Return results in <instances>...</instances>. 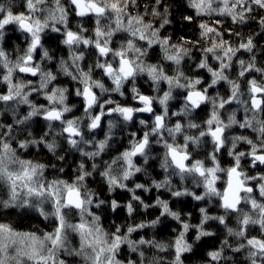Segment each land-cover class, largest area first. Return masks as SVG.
<instances>
[{"label": "snow or ice", "instance_id": "6c2138e0", "mask_svg": "<svg viewBox=\"0 0 264 264\" xmlns=\"http://www.w3.org/2000/svg\"><path fill=\"white\" fill-rule=\"evenodd\" d=\"M73 6L75 15L79 18L95 17L94 35L85 36L87 29L82 24L78 25V30L73 31L69 27V9L61 0H54V7L46 8V0H26V12L14 13L11 6L0 3V40L5 36V29L9 25H15L17 30L25 34L27 43L21 55L10 60L9 54L0 47V69L3 75L0 81L7 85V91L0 93V102H3V111H10L13 123L0 124V185L8 189V199L0 200L3 208L29 207L35 208L40 215L46 219L49 216L55 218L56 227L52 232H45L39 236L34 232H17L10 225L0 223V264H66L65 259L60 258V254L80 257L83 264H124L120 260L119 254L122 246L127 245L133 253H139V261L129 259L127 264H166L159 257L149 260L142 250L144 246L155 248L157 252H165L169 249L174 251V258L167 264H183L182 256L191 252L193 244L186 240V234L190 228H195L197 235L195 240L201 237L211 236L212 232L205 230V224L209 220L218 221L223 225L229 237L239 238L241 243L238 247L232 248L229 240L225 238L221 242V247L207 253L212 264H219L224 258V248H231L235 253L246 251L248 264H264V202L258 201L253 193L254 187L251 182H256L255 189L259 196L264 198V173L258 172L256 175H249L242 167V161L247 160L249 167L255 169L264 167V119H257V113H264V80L257 81L255 78L248 81V101L240 100V84L229 79L225 74L231 68L233 57L241 50L252 52L254 48L253 39L249 36L246 42H241L238 47H233L222 34L208 23L201 22V37L211 40V46L202 49L204 58L196 65L197 69L207 70L211 75L210 83L206 86L202 78H191L186 76L180 65L185 57L189 55V49L184 45L190 43L181 37L183 43L173 44L171 37H161L160 30L170 23L167 18L163 19L159 28L150 22H145L142 15H132L128 9L136 4V0H69ZM159 5L161 0H155ZM221 5L216 7L214 5ZM252 5L264 9V0H188V7L195 10L196 16L211 15L213 13L221 16H230L233 23H244L252 12ZM168 9L165 8V14ZM153 16L160 13L153 7ZM185 20H193L192 16H185ZM107 21V23H104ZM219 23V21H216ZM260 24L264 27V17L260 18ZM61 33L63 39L61 43L68 47L70 51L71 65L67 61L61 60L60 71L77 81L80 87L75 91L77 97H81L84 106V116L66 119L65 114L70 113L72 108L66 104L68 92L67 88L51 87L56 80V75L52 71H45L41 64L34 61V53L38 49H43L42 38L46 30ZM126 33V39L122 41L118 48H113L114 37L117 33ZM239 35V33H236ZM145 42L146 47L139 42ZM94 48L97 60L94 65H90L85 71L80 67L79 62L84 59L83 52L73 51L80 46ZM153 46H159L162 53V60L171 62L176 66L172 75H169L162 63H148L149 50ZM222 53L219 54L218 53ZM208 54L211 58L219 62L218 69H214L208 63ZM112 59L109 60L108 57ZM103 58V59H102ZM51 60L47 49H43L41 60ZM240 65L239 76L244 77L246 73L255 70L264 74V69L256 68L253 60L245 63L238 61ZM74 69V71L70 70ZM101 70L103 77L111 81L112 87H106L102 80L93 79V71ZM17 74H28L32 77H39L38 84L31 80L24 81L16 79ZM146 75L151 81L153 91L158 93L154 96L144 95L135 86L136 79ZM221 81L230 85L231 94L224 99L219 94L210 96L209 89L216 86ZM132 82L130 89L132 100L137 101L141 107L122 106L112 99L104 100L100 103V96L95 89H99L100 94L118 93L124 96L122 89L126 83ZM167 85L162 95H159L161 84ZM181 89L184 92L183 105L178 112H172V116L187 117L191 112L201 108L202 105L211 104L212 110L209 118L204 122V130H200L202 125L193 123L182 124L179 120L169 127L167 120L169 117V101L174 99L173 91ZM43 94L47 104L37 105L30 100L32 94ZM237 101L245 105V112L252 111L253 117L247 116L243 122L237 121L235 114H229L227 123L220 118V109L225 105ZM159 104L162 112L157 114L154 104ZM115 104V107H107ZM27 105L29 110L25 115L19 114V106ZM98 107L99 113L93 115V109ZM118 114L123 121L130 122L136 113H149L153 116L150 131H145L143 136L130 141L129 147L114 157L110 162L104 163V170L99 174L106 182L109 192L115 189H123L131 192L132 201H143L135 195L133 188H129L126 181H129L136 173L143 169L134 162V158L143 157L145 163L148 161L147 150L151 144V137H157L156 143L161 144L165 149L161 159L160 167L166 173L162 181H152V187L156 189H167L172 197L190 196L196 201L217 197L220 207L225 215L210 216L205 208H200L201 220L198 225H190L184 222L177 211L169 207L166 200L157 197L155 206L161 208L160 216L147 223H139L127 227L126 232H122L120 226H116L114 232H107L100 224L101 217L92 211V207L100 208L105 204L104 200H97L96 194L87 188L84 183L86 178L93 173L86 170L85 163L81 161L78 165L79 174L75 180L69 183L65 180L47 181L43 179L45 165L34 163L31 160L22 159L17 153L19 149H28L30 146L43 145L49 152L55 154L58 147L53 139L49 142L46 137L52 131L53 122H59V130L56 136L66 139L70 149L80 152L82 157H87L94 161L101 156V153L108 147L111 139L110 134L99 141L85 139L82 121L87 118V131L91 132L100 127L102 117L105 115ZM34 117H40L48 122V132H45L39 139L25 138L17 140L15 133L17 130L22 134L29 126V121ZM255 121V123H254ZM141 125H146L145 120H140ZM238 124L240 128H252L257 133V139L252 140L246 136L231 137V147L228 149V156L232 157L233 163L227 168H223L217 158V154L225 147L227 130ZM258 125V127H257ZM114 127L109 121V133ZM186 129L199 130L198 135L186 134ZM167 133L171 142L165 137ZM183 136V143L176 142L177 136ZM32 137V133H27ZM210 137L212 151L208 153L206 160L193 159L190 151L191 146L199 147L202 138ZM13 141L16 147H13ZM239 143H246L248 151H236ZM81 144L91 145L95 150L85 151ZM59 159L63 160L61 156ZM208 161L211 162L209 166ZM118 166V167H117ZM98 165L92 163L93 171ZM63 171V169H60ZM225 174L227 179L223 191H220L216 184L221 180V175ZM170 175H178L183 180L187 175H192L197 187L202 186V194H196L188 188L173 190ZM135 189L147 191L144 184H135ZM22 201V203H20ZM132 201L123 207L129 215L134 212ZM51 204L52 211L46 212L43 204ZM250 205L249 211H243L241 204ZM145 208L150 205L143 204ZM110 207L113 211L122 207L118 201L112 200ZM76 210L79 214V222L71 223L67 219L68 213ZM237 215V227H229L226 223L228 213ZM169 216L181 225L178 235L170 243H161L155 239H146L143 236L139 240L131 239V234L140 229L154 227L160 222V217ZM249 225H258L261 236L247 235ZM69 232L79 236V247H71L68 239Z\"/></svg>", "mask_w": 264, "mask_h": 264}, {"label": "trees", "instance_id": "16d2710c", "mask_svg": "<svg viewBox=\"0 0 264 264\" xmlns=\"http://www.w3.org/2000/svg\"><path fill=\"white\" fill-rule=\"evenodd\" d=\"M66 8L69 9V27L73 29L74 31L78 30V25L82 24L85 29H87V32H85V36L87 37H92L94 35V28H95V17H85V18H79L75 15V12L73 10V6L70 5L69 0H66L65 2ZM69 6V7H68ZM216 7H219L221 5L217 4L214 5ZM153 7L156 8V10L160 13L159 16H153L152 15V10ZM165 8L168 9L167 14H165ZM12 11H18L17 8H12ZM128 11L132 15H142L144 17L145 22H150L152 25L156 28H159L160 24L163 22L164 18H167L170 20V23L165 25L163 29L160 30V36L161 37H171V42L173 44L177 43H183L181 41V37H183L185 40L189 41L190 43L185 44L184 46L189 49V55L184 58L182 61L180 68L181 70L185 73L186 76H189L191 78H202L203 81L205 82L204 85L206 86L207 83H210L211 76L209 75L210 73L207 72V70H201L197 69L196 65L200 62L202 58H204V53L202 52L203 48L210 47L211 46V40L207 38L201 37V29L199 27L201 22L208 23L210 26L215 27L221 34L224 40H227L233 47H238L241 42H246L247 38L249 36L252 37L253 39V44L254 48L252 52H247L245 50H241L236 54L235 57H233V62L232 66L230 69L226 71V75L229 77L231 80H235L240 84V92L241 94L247 98L248 96V81L251 79H256L257 81H262L264 80V74L261 72H256L255 70H252L248 73L245 74L244 77H240L239 71H240V65L238 61L244 60L245 63L253 60L254 57V63L256 68L264 69V27L261 26L260 24V18L264 17V9L259 8L258 6L252 5V12L246 14L248 18L244 23H233L232 19L230 16H221L217 15L215 13L211 15H201V16H196L195 10L191 9L188 7V0H161V3L157 5L155 3V0H136V4L134 6H130ZM185 16H192L193 20L188 21L185 20ZM216 21H219V23H216ZM104 23H107V21H104ZM11 36H6L5 40L2 43V47L6 49L5 52L9 54L17 56L21 55L24 51L23 48H17L16 45L14 46L17 48L15 50V53L12 52L10 48L11 42H14V39L19 38V34H16L15 32H10ZM16 34L12 36V34ZM236 33H239V35H236ZM9 34V33H8ZM60 34V35H58ZM48 38L44 40V47L49 51V55L52 57L53 64L51 63L50 68H48V71H52L53 74L58 75L60 70H56L58 68V60H64L65 61V50L63 49V46L60 45L59 42L62 40V34L61 33H56V32H50ZM60 36V37H59ZM127 34L126 33H117L116 36L114 37L112 47L116 46L117 48L119 47L120 43L126 39ZM19 40V39H18ZM58 41V43H57ZM116 43V45H114ZM141 45H144L146 47V44L141 41L139 42ZM62 44V43H61ZM78 52H83L84 53V59L82 60L83 64L85 65L86 71L88 70V67L91 64H95L97 60V54L94 48H85L82 47ZM219 53V50H218ZM222 54V53H219ZM11 56L9 55V59ZM13 58V57H12ZM10 60H13V59ZM159 58H162V53L159 48V46H153L152 49L149 50V55L146 58L148 63L149 60L150 62L154 63H162L164 67H166V61L160 62ZM103 59V58H102ZM208 63L210 66H212L214 69H218L219 67V62L211 58V54H208ZM58 64V65H57ZM172 66V71L173 69L176 68L174 64L170 62ZM44 66V65H43ZM44 68V67H43ZM45 70V69H44ZM72 70V68H70ZM97 74H95L99 80H102L105 83L106 87H112L111 81H109L106 77H103L102 71L97 70ZM1 72H3L2 69H0V77ZM168 72H171V70H168ZM57 73V74H56ZM93 75V74H92ZM208 75L210 76L208 78ZM102 77V78H100ZM145 77H147L145 75ZM19 78H22L19 76ZM58 79H63L62 83H56L58 82ZM142 79H145L143 76L138 77L135 81V86L140 90L141 93L147 94L149 96H154L153 91L149 88L146 87V83L142 81ZM146 80V79H145ZM33 81V80H31ZM55 85L58 84V86H66V81L65 77L59 78L57 77L56 80L54 81ZM3 82L0 81V93L4 92V87H3ZM53 84V83H52ZM133 87L132 82L126 83L122 91L124 92V98L119 97L118 93H105V96L113 95L111 98L112 100L115 97V101L122 106H135V102L132 99V93L129 91ZM70 92L72 93L74 90L71 87ZM67 89L69 90V88ZM50 89V88H49ZM210 96H216L219 94L220 97H223L224 99H227V97L231 94L230 92V85L227 82L221 81L218 83L216 86L213 88L209 89ZM71 95V94H70ZM183 95L184 92L181 89H175L173 91V97L174 99L170 102L169 104V110H175L179 109L183 105ZM71 98L74 96L71 95ZM243 97V99H244ZM122 98V99H121ZM177 102V104H176ZM66 104L69 106V103L66 100ZM72 104V103H70ZM175 104L177 105L176 108ZM155 111L157 109L156 104H154ZM244 109H241V111H245V105H242ZM249 106V105H248ZM250 108V107H249ZM212 110V105L207 104V105H202L201 108L191 112V117L183 121L181 120L180 122L182 124H187L189 120H191L193 123H197L202 125V128L200 130L204 129V122L207 119V116L210 115ZM221 111L228 112L229 114L234 113L235 118L239 122H243L245 120V117L247 116H253L252 111L248 112H240L237 109H234L232 104H227L223 109H220ZM0 124H10L13 123V117H9L8 115L3 111V106L0 104ZM252 113V114H250ZM19 114L20 115H25L26 110L21 108L19 109ZM229 116V115H228ZM112 122V120H110ZM148 124H150V120H145ZM177 121H175L176 123ZM29 123L28 128L21 134L19 130L15 133L17 139L21 138H36L39 139L41 136H43V132L41 130V127L39 124L36 123V120H32ZM119 124L115 125L113 127L114 133L111 135V140L112 142L110 148L105 149V151L101 154H104L103 156L106 157L108 153L114 152V150H118L117 148L120 145H117L118 141L121 139H124L123 137L129 135L130 137L132 136V133H136L135 139H139L140 135L144 134V130L147 129L150 131V127L146 126V128L143 130L141 127H137L134 125L130 126L128 131H125L126 128H124V123L122 124L121 122H118ZM174 123V124H175ZM122 124V125H121ZM171 124V123H170ZM170 124L168 123V126L170 127ZM173 126V124L171 125ZM238 130L235 131L234 135L232 136H250V133H246V128H238ZM186 134L189 135H198L199 130L197 129H186ZM31 132L32 137H28L27 133ZM127 132V133H126ZM126 133V134H125ZM101 134L98 133L95 137L98 139V136ZM118 136H121L122 138L118 139ZM168 138L169 142H171L170 137L168 135L165 136ZM179 137H182V135H178L177 139ZM134 139V137L132 136ZM47 139V137H46ZM60 139H63L62 137H57L56 142H57V149L56 153L53 154L49 152L48 150H45L46 148L41 144L39 146L33 145L30 146L28 149V152L33 148L32 154L36 155H43V159H41V162L43 165H45L44 168V173L45 175L50 174L53 172L52 176L57 175L55 173L56 169H63L62 174L68 176V179H73L76 178L75 176L77 175H70L67 173V170L74 169L73 171L77 172L78 171V165L80 164V161L83 162H89L86 161L88 158L87 157H82L80 153L78 154H70L68 153L67 150L64 149V144L59 141ZM132 139V140H133ZM202 142L199 145V148L202 147V149H206L208 153L212 151V148L209 146L211 144V140L209 137L207 138H202ZM50 142L53 139H49ZM151 144L150 150H152L154 147H152L153 143V137L150 138ZM116 142V143H115ZM177 142V141H176ZM179 143V142H177ZM160 149L164 147L162 146V143L159 144ZM112 146H115V148H112ZM35 147V149H34ZM45 148V149H44ZM149 150V151H150ZM165 150V149H164ZM200 150V149H199ZM48 151V152H46ZM192 153V158L195 159L197 156L199 158L204 159L208 157V153L206 155H202V150L199 152H196V150H190ZM46 153V154H43ZM66 152L68 154H66ZM224 152H227V149H222L220 153H218L217 158L223 168H226L227 165L229 164L228 157L224 155ZM61 155L64 157L63 160L58 159V155ZM152 154L151 158L147 161V163L141 165L140 167L143 169L140 173H137L135 177L132 179L131 182H126L128 186L133 187L134 184L140 183L144 184L145 188L148 190L145 191L143 189H136L135 195L140 197V200L143 201V204L150 205V207L145 208L143 204L140 203V201H132V199H127L128 197L121 191L115 189L112 192H109L108 186L106 182L99 177V170L93 171L92 167L91 168H86L87 171L92 172L93 174L89 177L86 178L85 184L87 186L88 183H91V185H88L87 188L90 189L92 192L96 194L97 200H104L105 204L102 205L100 208H95L92 207V211L99 215L101 217L100 224L105 229L107 232H113L116 228V226H120L122 228V232L127 231V227L130 225L134 224H139V223H147L152 220H155L158 216H160L161 208L158 206H155V201L157 197H159L162 200H166L169 203V207L173 211H177L180 213L181 218L184 222L189 223L190 225H198L202 216L199 211L200 208H205L207 210V214L210 216H219L220 213L222 214L221 210L217 208V211L213 208L216 207L215 205L210 206L205 204V200L201 201H196L190 196H184V197H172L171 193L167 189H156L152 187V181H162L165 178L166 173L164 170L160 167L161 164V159L163 157V154ZM205 154V153H204ZM197 155V156H196ZM32 158H34L31 155ZM46 157V158H45ZM48 157L52 158V162H49L47 159ZM101 158V160L95 159L94 161H91L93 163H96L97 165H101L104 167V159ZM228 161V162H227ZM47 165V166H46ZM92 165V164H91ZM88 167V166H87ZM52 174V173H51ZM51 177V176H50ZM66 179V178H65ZM171 179V186L173 190H178L182 188H188L190 187V183L188 182L189 179L184 178L181 180V178L178 175H170ZM89 181V182H88ZM190 190V189H189ZM192 192L193 189L191 188ZM112 193V194H110ZM1 194V191H0ZM127 197V198H125ZM112 200H116L119 202L122 207L116 209L113 211L110 207V203ZM129 201H132L133 207H134V212L129 215L126 211V208L123 207L124 205H127ZM14 209V210H13ZM22 210L15 209V208H3L0 206V223L8 224L10 225L13 229H15L17 232L21 231H26V232H33L35 228H38V223L40 220L36 216L28 215L25 214L24 212H20ZM154 211H157L154 215ZM152 215V216H151ZM234 215V214H233ZM231 215L230 217H232ZM234 222L236 223L237 219L233 216ZM236 219V220H235ZM227 222H230V219ZM37 226V227H36ZM233 226V225H232ZM230 225V227H232ZM205 230L210 231L213 233L211 236H205L201 237L199 241L195 240V237L197 235V232L195 228H190L189 232L186 234V240L189 243L193 244V249L191 252L185 253L182 256L183 264H212L210 262V258L208 257L207 253L209 251L217 250L221 247V242L227 238L229 240V243L231 244L232 248L238 247L239 243L243 242L240 241L239 239H236V237H229L227 235V231L223 225H221L218 221L215 220H209L205 224ZM181 230V225L179 222L176 220L172 219L169 216H163L160 217V222L155 225L154 227H148L144 229H140L135 233L131 234V239L133 240H139L140 237H144L146 239H155L158 242L161 243H170L175 239V237L178 235V232ZM247 235L249 237L252 236H259L256 233V229L254 227H248ZM236 239V241L234 240ZM142 250L145 252L146 257L151 260L154 256L162 258L166 264L173 255V250L169 249L165 252H157L155 248H148L147 246H144ZM121 256L125 261H128L129 259L134 260V261H139V253H133L131 252L126 246L122 247L121 250ZM223 256L225 259L221 260L219 264H248L246 260V251L242 250L239 253H235L231 250V248H224L223 251Z\"/></svg>", "mask_w": 264, "mask_h": 264}, {"label": "rangeland", "instance_id": "374dc122", "mask_svg": "<svg viewBox=\"0 0 264 264\" xmlns=\"http://www.w3.org/2000/svg\"><path fill=\"white\" fill-rule=\"evenodd\" d=\"M65 2H66V0H61V3L66 7V5H65ZM0 3H5V5L6 6H11V8H17L18 9V11L16 10V11H13L14 13H21V12H26L27 11V9H26V7H25V3H26V0H0ZM55 5H54V0H46V4H45V7L46 8H52V7H54ZM69 7V6H68ZM13 10V9H12ZM73 30V29H72ZM12 31H14V32H16V33H18V32H20V31H18L17 30V27L15 26V25H9V26H7L6 27V29H5V36H4V38H3V40H0V47H2V43H3V41L5 40V37L6 36H11V33L10 32H12ZM74 31V30H73ZM51 32V30L49 29V30H46V32L44 33V35L43 36H45V35H47V34H49ZM9 33V34H8ZM14 35H16V34H12V36H14ZM62 39H63V37H61ZM57 43H58V41H57ZM60 43V45L61 46H63V49L65 50V45H63V44H61V42H59ZM145 43V42H144ZM114 45H116V43L114 44ZM83 46L81 45L79 48H76V49H74L73 51H76V52H78L81 48H82ZM3 48V47H2ZM113 48H117L116 46H113ZM24 49H25V47H24ZM43 49H46L44 46H43ZM43 49H38L37 50V52L36 53H34V54H37L36 56V60H35V62H38V63H40L41 64V67L43 68V69H45V71H48V68H50V66H51V63L53 64V61L54 60H47V59H45V60H41V56H42V54H43ZM9 55L11 56V58L13 59V61L16 59V57L18 56H14V55H11L10 54V52H9ZM69 57H70V51H69V49H68V47L66 46V61L68 62V64L69 65H71V60L69 59ZM10 58V59H11ZM108 59L109 60H111L112 59V57L111 56H109L108 57ZM159 61L160 62H162V58L160 59L159 58ZM60 62V60H58V63ZM148 62V61H147ZM149 63H152V62H150V60H149ZM155 63H158V62H155ZM79 64H80V67L82 68V69H84L85 71H86V69H85V63L83 64V62L82 61H80L79 62ZM152 64H154V63H152ZM166 64H168V65H166V67H165V70L167 71V73L169 74V75H172L173 74V72H174V69H173V71H172V66L171 65H169L170 64V62H167L166 61ZM44 65V66H43ZM58 65V64H57ZM56 70H60L59 69V65H58V68L56 69ZM168 70H171V72H168ZM72 71H74V69H72ZM57 72H59L58 73V75H57V77H59V78H64L65 77V79H66V75H64L61 71H57ZM57 74V73H56ZM3 75V72H1V76ZM210 75V74H209ZM208 75V78L211 76H209ZM144 77L145 79H142V81H143V83L145 82L146 83V87L147 88H149V89H151L152 91H153V86H152V83H151V81L148 79V77H145V75H141V76H139V77ZM56 77V78H57ZM68 78H70V80H71V83L70 84H68V86H71L72 85V88H73V92L71 93V95H75V91H76V89L78 88V86L77 85H79L78 84V82L77 81H74V80H72V78L70 77V76H67ZM16 79H20V78H16ZM21 79H23L24 81H28V79L26 78V77H24V78H21ZM93 79H95V78H93ZM58 82H56V83H62V81H63V79H58L57 80ZM66 81V80H65ZM110 81V80H109ZM34 84H38V82H39V77L37 76V77H35V79H33V81H32ZM55 82L53 81V84H51L50 85V87L49 88H51V87H56L58 84H54ZM3 84V87H4V92H6L7 91V85L5 84V83H2ZM67 86V85H66ZM58 87H63V88H67V87H65V86H58ZM160 88H161V90H160V92H159V95H162V93H163V91L164 90H167V85L166 84H161V86H160ZM130 89H131V86H130ZM130 89H129V91H130ZM50 90V89H49ZM97 90H99V89H97ZM100 92V91H99ZM68 93V92H67ZM241 93V92H240ZM153 94L154 95H157L158 93H156V92H154L153 91ZM70 95V96H71ZM119 97H122V98H124L125 96H120L119 95ZM243 95L241 94L240 95V100H245V101H248V104H249V96H247V98H245L244 97V99H243ZM30 100L33 102V103H35V104H37V105H42V104H47V101L44 99V96H43V94L41 93L40 95H36V94H32L30 97ZM121 98V99H122ZM101 101H102V103H103V101L104 100H107V98L104 96V98H102L101 97ZM132 100V99H131ZM173 100V99H172ZM172 100H170L169 101V104H170V102L172 101ZM134 102H136V101H134ZM0 104H2V106H3V108H4V105H3V102H0ZM176 104H177V102H176ZM175 104V107L174 108H176L177 107V105ZM232 106L234 107V109H237V110H239L240 112H245V111H241V109H244V107L242 106L243 104L242 103H239V102H237V101H233L232 103ZM72 104H69V107H71L72 108V111H73V113L72 114H69V113H66L65 114V118L66 119H72V118H75V117H83L84 116V112L83 111H81V110H78V109H76L75 111H74V107L75 106H73ZM132 107H135V106H133V105H131ZM142 105H140V106H138V107H141ZM169 106V105H168ZM115 107V106H114ZM156 107H157V111H158V113H160V112H162V108H161V106L157 103L156 104ZM21 108H23V109H25L26 110V113H27V111L29 110V108H28V106L27 105H20L19 106V109H21ZM180 110V108L179 109H175V110H169V117H168V119H170V122H169V124H170V127H171V125L173 124L174 125V123H175V121H177V120H179V121H181V120H183V121H186V120H188L190 117H191V114L189 115V116H187V117H177L176 118V116H172L171 115V113L172 112H178ZM71 111V112H72ZM7 115H8V118L9 117H11L12 116V114H11V112L10 111H4ZM70 112V113H71ZM1 113V112H0ZM137 114V113H136ZM250 114H252V113H250ZM259 114V115H258ZM228 115H229V113L228 112H223V111H221L220 112V118L225 122V123H227V120H228ZM254 115V114H253ZM209 116L210 115H208L207 116V119L209 118ZM259 116V117H258ZM138 117L139 116H137V115H134V119L132 120V121H130V122H125V121H123V119H122V117H120L118 114H115V113H113V115H111V116H109V119H106V120H104L103 121V123H102V130L100 129H98V131L97 132H95V133H93V134H91L90 132H88L87 131V127H86V124H87V122H88V120H87V118L85 117V119L81 122L82 123V125H83V129L85 130V139H90V140H96V141H99V140H102V139H104L105 138V136H106V134H110V136L111 135H113V133H114V130H113V128L111 129V132L109 133V121L110 120H112V123H113V125H114V127H115V125H117V124H119L118 122H121L122 124L124 123V128H126L125 129V131H128V129H130L129 127L130 126H133L134 127V125L135 126H137V127H141V129H145L146 128V126L147 125H141L140 124V119H138ZM253 117V116H252ZM252 117L250 116H248V118L249 119H252ZM37 118H39V117H34V118H32V120L33 119H37ZM256 118L257 119H264V113H257L256 114ZM206 119V120H207ZM31 120V121H32ZM41 120V119H40ZM169 121V120H168ZM30 122V121H29ZM39 123V125H40V127H41V130H42V132H43V134L45 133V132H48L49 131V129H48V122L47 121H45V120H43V121H38ZM148 122H146V124H147ZM254 123H255V121H254ZM54 124H56V125H58L57 123H54ZM121 124V125H122ZM59 127L60 126H54L53 127V129H52V131L49 133V135L47 136V140L50 142V140L49 139H57V137H59V136H56L55 135V133L59 130ZM257 127H258V125H257ZM237 128H240L239 127V125L238 124H236V125H233L231 128H229L228 130H227V137H228V140L226 141V145H225V147L227 148V152L225 153L224 152V155L225 156H227L228 157V161H229V164L227 165V167H229V166H231L232 165V163H233V159H232V157H230V156H228V149L231 147V137H233L232 135H234V133H233V131L235 130V129H237ZM247 129V131H248V133H252L251 134V137H248L249 139H252V140H256L257 139V133L256 132H254L253 131V129L252 128H246ZM204 130V129H203ZM144 131H148L147 129H145ZM101 132V134L98 136V139L95 137L98 133H100ZM127 133V132H126ZM125 133V134H126ZM199 134V133H198ZM165 136L167 135V133H165L164 134ZM141 137L143 136V135H140ZM140 137V138H141ZM247 137V136H246ZM119 138H122L121 136H118V139ZM124 139H121L120 141H118V143H117V145H120L117 149L118 150H114V152H112V153H108V154H106L107 156L106 157H104L103 155L104 154H101V156H99V157H97V158H95V159H98V160H101V158H105L104 159V163L106 162V161H111L114 157H116V156H118L121 152H123L126 148H128L129 147V143H130V141L133 139L132 138V136L130 137L129 135H127V136H125V137H123ZM210 138V137H209ZM156 139H157V137H153V143H152V147H154L152 150H150L151 148H148V150H147V155H148V157L149 158H151V156H153L152 154H149V153H153V154H156V155H158V153L159 154H162V153H164L165 152V150L163 149V148H161L160 149V145L159 144H157L156 143ZM17 140H22V138H21V136H20V138H18ZM203 140V139H202ZM211 140V139H210ZM59 141H61L64 145V149L65 150H67L68 151V153H70V154H72V153H74V154H78V153H80V152H78V151H76V150H73V149H70L69 148V146H68V144H67V142H66V139L65 138H63V139H60ZM177 142H179V144H182L183 143V136L182 137H179L177 140H176ZM112 142H114L113 140H111V141H109L108 142V147L106 148V149H108V148H110V146H111V144H112ZM116 143V142H115ZM239 146L240 147H242V149L244 148V151H248L249 150V146L246 144V143H239V145L237 146V148H236V151H243V150H240V148H239ZM13 147H16V142L15 141H13ZM36 147V146H35ZM35 147H34V149H35ZM80 147L81 148H83L85 151H93V150H95L94 149V147L93 146H91V145H84V144H81L80 145ZM150 147V146H149ZM210 148H212V145H210L209 146ZM112 148H115V146H112ZM45 149V148H44ZM194 149V151L196 150V152H199V151H201L202 150V155H206V153H208L207 151H206V149H202V147L201 148H199V147H196V146H191V148H190V150H193ZM200 149V150H199ZM33 150V148H31V150L28 152V150H26V149H19L18 150V155L22 158V159H24V160H31V161H33L34 163H40V164H43L42 162H41V159H43V155L41 156V155H34V154H32V151ZM45 150H47V148L45 149ZM150 150V151H149ZM46 152H48V151H46ZM52 153V152H51ZM56 153V152H55ZM67 152H66V154H68ZM205 153V154H204ZM43 154H46V153H44L43 152ZM31 155L34 157V158H32L31 157ZM58 155V154H57ZM197 156V155H196ZM217 156H219V155H217ZM59 157H61V155H58V159H59ZM46 158V157H45ZM149 158H148V160H149ZM195 159H200V160H206L207 159V157L204 159V157L203 158H199L198 156L195 158ZM49 162H52V158L51 157H48V159H47ZM86 161H89V162H84L85 163V167L86 168H91L92 167V163L93 162H91L92 160H89V159H87ZM134 162L137 164V166H141V165H143V164H145V161H144V158L143 157H136V158H134ZM80 163H81V161H80ZM208 164H209V166H211V162L210 161H208ZM47 166V165H46ZM88 166V167H87ZM118 167V166H117ZM226 167V168H227ZM60 169L61 168H59V169H56V171H55V173H57V175H55V176H52L53 175V172H51L50 174H47V175H45V173L43 172V179L44 180H47V181H53V180H57V179H60V180H65V181H68L69 183H71L72 181H74L75 180V178H73V179H68V176H67V174H66V176L64 175V174H62L61 172H63V171H60ZM74 169H70V170H67L68 172L67 173H69L70 175H77V174H79V171H77V172H75V171H73ZM98 170L101 172V171H103L104 170V167L103 166H101V165H98ZM244 170L245 171H247L246 170V168H244ZM99 172V173H100ZM98 173V174H99ZM137 174V173H136ZM135 174V175H136ZM135 175L133 176V177H131V179L129 180V181H126V182H131L132 181V179L135 177ZM221 175V180H219V181H217V184H216V186H217V188L220 190V191H223V188H224V186H225V181H226V175L225 174H220ZM249 175H256V174H253V173H249ZM51 176V177H50ZM76 177V176H75ZM99 177L101 178V176H100V174H99ZM66 178V179H65ZM186 179H189V183L191 184L190 185V187H189V189H190V191H192L191 190V188L193 189V192L194 193H196V194H202L203 193V191H204V189H203V187L202 186H200V187H197V185H196V183H195V181H194V178H193V176L192 175H187L186 177H185ZM89 182V181H88ZM92 183V182H91ZM91 183H88L87 184V186L88 185H91ZM255 184H256V182H251V186H253L254 187V193H253V195H254V197L258 200V201H261V202H264V198H261L260 196H259V192H258V190H256L255 189ZM129 188H133L134 189V191L136 192V189H135V184L133 185V187H130V186H128ZM117 190H121L127 197H125V198H127V199H132V193L131 192H128V191H126V190H123V189H119V188H117ZM0 191H1V194H0V200H6V199H8V189H7V187L6 186H4V185H0ZM110 194H112V193H110ZM205 200V204L206 205H210V206H213V205H215L216 207H213L216 211H217V208H219L220 210H221V212H222V214L220 213V215H225V212H224V210L220 207V201H219V199L217 198V197H212L211 199H209V198H205L204 199ZM20 203H22V201L20 202ZM93 207H95V206H93ZM241 209L243 210V211H249V209H250V205H247V204H241ZM12 208H15V209H19V210H22V211H20V212H24L25 214H30V215H32V216H36V217H38L39 219L38 220H40V222L38 223V228H35L34 229V233H36L37 235H39V236H43V234L45 233V232H52L53 230H54V228L56 227V221H55V218L54 217H52V216H49L47 219L45 218V217H43V216H41L40 215V213H39V211H37L35 208H29V207H12ZM43 208H44V210L46 211V212H51L52 211V207H51V204L50 203H48V202H45L44 204H43ZM14 210V209H13ZM157 211H154V215L155 214H157L156 213ZM234 214V215H233ZM231 215H233L236 219H237V215L235 214V213H228L227 214V216H226V221H228L229 219H230V222H228V226L230 227V225L233 227V228H236L237 227V222L235 223L234 222V219H233V216L232 217H230ZM152 216V215H151ZM67 219L69 220V222H71V223H77V222H79V219H80V217H79V214H78V212L76 211V210H71L69 213H68V216H67ZM235 219V220H236ZM227 223V222H226ZM255 225H249L248 227H254ZM257 226V225H256ZM37 227V226H36ZM105 230V229H104ZM106 231V230H105ZM115 231V230H114ZM113 231V232H114ZM24 232H26V231H21V233H24ZM259 234H261L260 232H259ZM232 238V237H231ZM68 239H69V242H70V246L71 247H79V236L78 235H76V234H74V233H71V232H69V235H68ZM236 239H239V238H236ZM236 239L234 238V240L236 241ZM240 240V239H239ZM241 241V240H240ZM124 246H126L127 247V245H124ZM124 246H122V247H124ZM128 248V247H127ZM60 258L61 259H65L66 260V264H83V261L81 260V258L80 257H74V256H67L66 254H64V253H61L60 254ZM120 260H122V261H124V264H127V261H125V259H123L122 258V256H121V253L119 254V257H118ZM174 258V251H173V255L171 256V258H169V260L168 261H171L172 259Z\"/></svg>", "mask_w": 264, "mask_h": 264}, {"label": "flooded vegetation", "instance_id": "af4514ba", "mask_svg": "<svg viewBox=\"0 0 264 264\" xmlns=\"http://www.w3.org/2000/svg\"><path fill=\"white\" fill-rule=\"evenodd\" d=\"M14 32V31H13ZM16 33V32H15ZM16 34H19V40L18 39H14V42H11V44H15L16 45V47L17 48H23L24 49V47H25V49H26V47H27V43L25 42V34L24 33H22V32H18V33H16ZM58 35H60V34H58ZM49 37V35H45V36H43V38H42V44H43V46H44V40L46 39V38H48ZM60 37V36H59ZM62 37H63V35H62ZM3 49H4V51H6V49L3 47ZM8 52V51H7ZM65 61H66V46H65ZM13 55V54H12ZM37 54H34V61L36 60V56ZM91 65H93V64H91ZM98 69H96V70H94L93 71V78H95V79H97V80H99L98 79V77L95 75V74H97V71ZM18 76H20V77H22V78H24V77H26L28 80H33V79H35V77H32V76H30V75H28V74H18ZM100 78H102V77H100ZM21 79V78H20ZM66 85H67V87H68V84H70L71 83V80H70V78H68L67 76H66ZM78 87H80V85H77ZM71 87V86H70ZM69 88V87H68ZM95 92H96V94L98 95V96H100V103H102V99H101V97L102 98H104V96H105V94H103V95H101L100 94V92H99V90H97V89H95L94 90ZM70 94H71V92H70V88H69V90H68V93H66V95H67V102L70 104V103H72V105L73 106H75L74 107V111L76 110V109H78V110H81V111H83L84 112V106H83V100H82V98L81 97H77L76 95H73L74 97L73 98H71L70 97ZM142 94H144V93H142ZM144 95H147V94H144ZM107 99H111L112 97H113V95H108V96H105ZM114 99H115V97H114ZM113 99V100H114ZM115 101V100H114ZM38 104V103H37ZM135 107H138V106H140V104L136 101L135 102ZM249 107H250V99H249ZM72 106V107H73ZM115 106V104H113V105H110V106H106V108L107 107H114ZM153 106H155V105H153ZM154 110H155V108H154ZM99 111H100V109L98 108V107H96V108H94L93 109V115H95V114H97V113H99ZM157 114H159L158 113V111H157V109H156V111H155ZM73 113V111L71 112V113H69V114H72ZM111 115H113V114H111ZM111 115H105V116H103L102 117V121H101V125H100V127L99 128H97V129H95V130H93V131H91L90 133L91 134H93V133H95V132H97L98 131V129L100 130H102V123H103V121L104 120H106V119H109V116H111ZM135 115H137V116H139L138 117V119H140V120H150V124H146L148 127H150L151 125H152V122H153V116H152V114H149V113H137V114H135ZM259 115V114H258ZM259 117V116H258ZM177 118V117H176ZM41 119V120H40ZM34 120V119H33ZM36 120V123L38 124L39 122L38 121H43V119L42 118H37V119H35ZM169 120V121H168ZM167 120V123H169L170 122V119H168ZM54 123H59L58 121L57 122H53V124ZM54 126H60L59 124L58 125H56V124H54ZM84 130V129H83ZM236 130H238L239 131V129L237 128V129H235L234 131H233V133H235V131ZM246 130V133H248V131H247V129H245ZM84 132H85V130H84ZM240 132V131H239ZM251 134L252 133H250V136H247V137H251ZM142 135V134H141ZM141 137V136H140ZM239 145V144H238ZM237 145V146H238ZM225 149H227L226 147H224ZM223 148V149H224ZM239 148H240V150H243L244 151V148L242 149V147H240L239 146ZM228 162V161H227ZM221 165V164H220ZM222 167V166H221ZM242 167L243 168H246V172H248V174L251 172V173H253V174H257L258 172H260V173H264V167H257V168H255V169H253V168H251V167H249V162L247 161V160H244V161H242ZM227 179V178H226ZM225 187V186H224ZM254 228L256 229V233L259 235V236H261V234H259V232H260V230H259V226L257 225H255L254 226ZM258 236V237H259Z\"/></svg>", "mask_w": 264, "mask_h": 264}, {"label": "bare ground", "instance_id": "6f19581e", "mask_svg": "<svg viewBox=\"0 0 264 264\" xmlns=\"http://www.w3.org/2000/svg\"><path fill=\"white\" fill-rule=\"evenodd\" d=\"M12 50V52L15 53V50L17 49L13 44L10 43V46L8 47ZM17 51V50H16ZM16 78H19L18 74L16 75Z\"/></svg>", "mask_w": 264, "mask_h": 264}]
</instances>
